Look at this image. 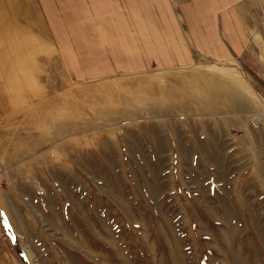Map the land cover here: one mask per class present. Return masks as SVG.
Segmentation results:
<instances>
[{
	"label": "rangeland",
	"instance_id": "rangeland-1",
	"mask_svg": "<svg viewBox=\"0 0 264 264\" xmlns=\"http://www.w3.org/2000/svg\"><path fill=\"white\" fill-rule=\"evenodd\" d=\"M244 19L238 59L73 87L1 123L0 264H264V0Z\"/></svg>",
	"mask_w": 264,
	"mask_h": 264
},
{
	"label": "crops",
	"instance_id": "crops-1",
	"mask_svg": "<svg viewBox=\"0 0 264 264\" xmlns=\"http://www.w3.org/2000/svg\"><path fill=\"white\" fill-rule=\"evenodd\" d=\"M246 2L0 0V125L73 87L238 59Z\"/></svg>",
	"mask_w": 264,
	"mask_h": 264
},
{
	"label": "bare ground",
	"instance_id": "bare-ground-1",
	"mask_svg": "<svg viewBox=\"0 0 264 264\" xmlns=\"http://www.w3.org/2000/svg\"><path fill=\"white\" fill-rule=\"evenodd\" d=\"M30 54V53H29ZM19 74V73H18ZM152 83V82H151ZM25 87V86H24ZM28 91V90H27ZM7 93V92H6ZM5 93V94H6ZM2 95V94H1ZM8 96H9V94H8ZM3 97H4V95H3ZM12 97H13V95H12ZM15 97V96H14ZM4 99V98H3ZM6 99H8V98H6ZM10 99V98H9ZM13 99H15V98H13ZM5 101V100H4ZM7 101H9V100H7ZM15 102V101H14ZM11 103V102H10ZM16 103V102H15ZM8 104V103H7ZM17 104H18V102H17ZM12 104H10V106H11ZM19 106L20 105H14L13 107H15V108H19ZM31 107V106H30ZM232 107V106H231ZM8 108V107H7ZM12 109V108H11ZM233 109H235L234 107H233ZM9 110V109H8ZM55 112V111H54ZM8 113V112H7ZM56 113V112H55ZM14 115H16V114H13L12 116H14ZM11 116V117H12Z\"/></svg>",
	"mask_w": 264,
	"mask_h": 264
}]
</instances>
